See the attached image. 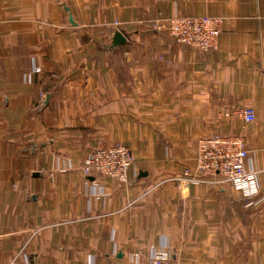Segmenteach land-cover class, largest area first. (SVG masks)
Returning a JSON list of instances; mask_svg holds the SVG:
<instances>
[{
	"label": "crops",
	"instance_id": "1",
	"mask_svg": "<svg viewBox=\"0 0 264 264\" xmlns=\"http://www.w3.org/2000/svg\"><path fill=\"white\" fill-rule=\"evenodd\" d=\"M202 14L221 18L207 50L152 26ZM215 134L244 137L255 195L185 179ZM115 141L133 155L126 181L86 174ZM158 253L264 264V0H0V264Z\"/></svg>",
	"mask_w": 264,
	"mask_h": 264
},
{
	"label": "built area",
	"instance_id": "2",
	"mask_svg": "<svg viewBox=\"0 0 264 264\" xmlns=\"http://www.w3.org/2000/svg\"><path fill=\"white\" fill-rule=\"evenodd\" d=\"M221 18L211 15H180L155 21L152 26L165 29L168 36L176 41L192 45L203 50L214 46L220 32ZM161 59L164 58L162 54ZM242 115L246 121L255 119L252 106L244 107ZM248 156L245 139L240 134H215L200 137L196 144V168L184 170L185 179L220 175L246 196L257 193L255 173L245 160ZM131 149L121 141H115L96 147L86 158L83 170L86 174L101 173L118 182H125L127 173L133 165ZM146 264H177L166 254L158 253L147 258Z\"/></svg>",
	"mask_w": 264,
	"mask_h": 264
}]
</instances>
